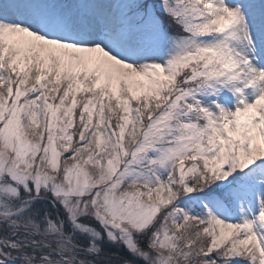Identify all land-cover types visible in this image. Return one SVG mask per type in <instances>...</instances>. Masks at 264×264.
Returning a JSON list of instances; mask_svg holds the SVG:
<instances>
[{"label": "snow or ice", "instance_id": "1", "mask_svg": "<svg viewBox=\"0 0 264 264\" xmlns=\"http://www.w3.org/2000/svg\"><path fill=\"white\" fill-rule=\"evenodd\" d=\"M0 264H264V0H0Z\"/></svg>", "mask_w": 264, "mask_h": 264}]
</instances>
